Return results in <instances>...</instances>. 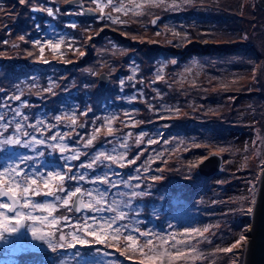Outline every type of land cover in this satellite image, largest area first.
<instances>
[{"label":"rangeland","instance_id":"1","mask_svg":"<svg viewBox=\"0 0 264 264\" xmlns=\"http://www.w3.org/2000/svg\"><path fill=\"white\" fill-rule=\"evenodd\" d=\"M114 2L123 3L125 8L135 9L136 11L147 8L148 6H153L147 3L146 0H114ZM181 2L182 0H164V3L160 5H165L166 3H177L176 7L173 10L178 11L177 8L181 6ZM136 5L143 6L137 8ZM83 6L85 8L95 9L93 8V6H85L84 3ZM49 7H53L54 10L56 8H59L55 7L54 5H50ZM108 7L112 9L110 5ZM80 10L81 7L79 5H73L69 8H65V10L60 9V13L57 14L55 18L52 17L54 18V21H51L48 18L45 19L47 28L43 31H40V34L35 35V38H33V40L31 41L40 39L42 42L45 40H52L53 42H55L61 35L65 36L68 29L67 25L71 22L77 23V19L74 14L68 13H74ZM135 10L128 11L127 13L135 12ZM94 12L95 16L93 17L83 15L88 19V21L83 20L81 22L80 20L79 25L83 28H87L89 25H92L95 27V29H98V35L96 37H92L89 43L100 44L104 38L109 36H116V32L109 28L100 27V22L98 20L100 15H98L97 11ZM35 13L43 14V12ZM106 15H112L114 18L118 17L119 20L123 21L122 17L125 15V13H116L112 10L111 12L107 11ZM156 17H159V19L156 21L157 23L155 25H152V20ZM162 18V16L153 17L151 20L152 27L161 28L166 26L173 33L177 34V37L181 42L186 40L188 32L182 21H177L173 18ZM95 20L99 22L98 25L95 24ZM199 22L201 29L209 30L211 23H209L208 20L203 19L199 20ZM62 25L63 27H61ZM69 41L72 40L67 38L65 44L61 46L60 52H58L57 54L64 55ZM197 44H201V42L197 41ZM98 52L100 55L99 60H97L96 57H88L84 59L83 63L79 64V66H85L83 67V72L86 77H88L87 75H90V72L85 71L86 69L98 68L101 65V61L103 59H106L103 62L104 65L108 61L107 53L104 48L99 49ZM194 53L197 54L199 53V51L195 50ZM171 54L172 56H175V58L172 59H178V61L181 62L182 65H180V67H178L177 65V68L175 70V67H173L172 71L174 70V72H172L170 74V77L167 78V59L162 58L159 61L154 62V65L158 64V67L157 69L153 68L151 70L152 77H150L151 80L149 86H147L150 90H144L143 94L138 95L135 101L129 103L127 98L133 95H137V93L143 89L141 87H138L139 85L136 83V65L128 64V73H122L120 77L115 78V81L113 82L114 96L109 98L111 103L94 108L93 101L89 102V98H86L85 103L87 104L84 106L85 108H81L76 105L77 102L72 100L73 97H70L69 102L67 103L68 105H70L69 108H66V110L62 109V112L59 111L60 114L57 113L55 117H62V115H64L65 117L75 113L77 115L78 124L84 125V127H79L78 129L77 127H75L76 134L80 133L84 135L86 140L93 132L95 125L89 123L90 118H86L81 121V119L78 117L81 111H86L88 108H91L93 110L92 113H94L96 109H100L102 117L116 115L117 119L113 122L112 126L115 130L114 135L117 139L112 140V137L106 136L107 130L106 128H102L100 134L104 137V139L102 141H99L98 139L94 141V143L99 144L91 153H94L100 149L108 151L112 145L106 144V140L112 141V144H115L121 137L127 136V144L129 147L126 161L132 160L138 154L140 155V158L136 160L135 164L126 163V166L124 168H119L118 165L112 166L113 171L120 172L125 178H127L129 175H137V173L134 171V169L137 167L141 168L139 174L142 177L161 176L162 172L158 171V169L164 170L169 160L176 157V162L173 166V172L176 177L173 176L171 179H169L166 182V187L156 189L157 181H151L149 179L132 181L133 183L138 182L142 185V188L136 189V191H145L148 193V195L134 199L132 201V206L130 208H125L124 211L129 213V218L131 220L140 221L139 225L137 226L141 230L151 231L161 234L162 236H168L170 233H176L177 240L189 239V237H185L184 235H182L185 229L199 228L202 230L203 227L211 226L210 230L213 232V234H205V237H207V243H205V245H202L201 241L204 238L198 236L191 238V242L197 248V252L190 253L187 252V249L185 248L184 250L188 254L186 253L187 255H185L183 262H179V264H217L214 258L219 252L215 250L218 248L229 247L236 239H238L239 235L241 234L239 232L240 228L237 227L239 231L234 229L232 227V221H226V218L232 219V212L237 210V208L239 207L238 205L241 202V198L249 192L250 182L248 180V171H246L248 165L246 161V152L253 145V139H255L256 136L253 137V134L250 132V127H244L242 131H238V129L228 130L227 136L225 137L226 131L217 132L215 130L216 126H218L219 123L212 126V123L205 124L201 119L202 116L199 114H195L198 110V106L201 107V110L203 112H208V110H212L211 107H215L217 103H211V100H209L207 97H204L207 98L206 102H204V100H198L197 98L199 96L205 95V89L207 85L212 84V87H214L216 83L220 84V81L217 79L218 76L216 74L208 72L206 74L207 83L203 85V83L199 79L198 74V72L200 71L199 61L195 56L193 57V53L185 50V47L183 45H175L171 47ZM48 61V65L54 63L53 59H50ZM67 64L68 63H63V65ZM4 69L7 68L0 67V76H2L3 74H8V71H5ZM106 73L109 75V82L105 88H102L104 90L107 89L109 87V84L111 83L110 73ZM158 73L160 75H163V80H156V76ZM129 75H134L133 84H135V87L133 88L132 85L126 83L123 86V90H121L119 80L121 78L127 80V77ZM58 78L59 79L56 82H52L51 78V80H48L46 82L43 80L38 85L35 82V78H27L23 81H1L0 83L2 85H0V89H3V91L0 92V98H3V101H7V105L0 107V114L7 113L8 117L10 118L13 109L19 107L20 110L25 114L26 111L24 110V108L27 107L29 108V110L27 111V113L29 114L27 115L29 117L28 123H35L37 119H40L44 121L45 125H56V127L51 131H49L47 128H43L42 134L35 133L38 139L50 137L51 135H55L57 132H67L66 127L69 126V121L62 120L61 122L57 123L55 117L48 115L45 111V114L37 115V113H33L34 109L32 107H29V97L33 96L34 98L38 99V101H40V99H46L44 95L42 96V94L36 93L31 90H29L30 94H25V90H28L30 87L44 90L48 86H51V84H54L55 87L53 88H58L59 86L57 87V85H59L60 77ZM76 81L77 79L74 78L72 80L64 78L63 73L62 93L70 94L71 92L66 93V90L70 89L71 87L75 88L73 87V84ZM153 81H155V83H153ZM175 85L177 87H175ZM91 86L92 84L90 83V79L87 78L85 80L83 88H91ZM140 86L143 87L142 84ZM154 89L158 90L162 94V96L158 97L156 95V92L153 91ZM21 93V101H15L12 99L10 100L9 97ZM180 95L183 97V101H181V98L179 97ZM3 101H0V103H2ZM142 102L145 103L144 107L150 111L151 116L149 117V119L154 120L155 122L150 123L147 126H142L141 128H136L139 119H137L138 111L135 110H140L143 107ZM149 105H151V107H149ZM247 105H249V103L242 107V109H240L242 113L238 115L239 119H243V112L248 111V109L246 108ZM177 109H179L178 112ZM126 111L128 112V115H125ZM183 111L186 112L184 122L187 123V127L173 128L172 124L174 123V116L180 117L183 114ZM199 113L201 114V112ZM249 119L250 116L249 114H247L245 117L246 125L248 124ZM125 123L127 124V126H125ZM62 124L64 126V129L60 128ZM27 130L29 132L33 131L30 128ZM70 133V138L65 137V143H67L69 146H72L74 140L76 139V136H74L72 132ZM129 133H131V135H128ZM157 133H159V135H157ZM7 134H11V129ZM141 135L143 136V139L139 145H136L135 142ZM149 139H155L157 143L149 144ZM164 140H167L168 143L165 144ZM47 143L50 144L54 142L48 140ZM82 144L83 141H80L79 145L77 146H80L82 151H86V149L82 148ZM197 144H203L204 146L212 144L214 148H222L227 152V155L223 156L221 153L217 152V150L213 151L221 154L224 158L220 174L212 177L211 179H208V177H205L199 173L197 168L198 163L208 156L209 149L208 147L202 148L201 146L192 148V146ZM46 147L47 144L37 145V151L43 154L48 152V155H50V157L59 155V158L61 160H64V155L68 154L61 153L59 150L53 151L50 147H47V150ZM37 151H33L31 148H24L22 146H7L3 148L2 150H0V170H3L9 164H12L14 162L19 163L17 159V157L19 156H32L34 157L32 161H29L26 165H22V167H24L26 171L31 172L35 171L36 169H39V171L42 173H47L49 171H62V166H60L58 161L53 163L46 162L45 159H42L43 155H38ZM158 153H163V156L157 158ZM253 156H259L258 150L256 148H254ZM81 161L87 163L88 158L85 157V159ZM81 161H79V163ZM164 161H167V163H165ZM144 167L149 168V171L147 173L143 171ZM89 175H93V173L89 172ZM71 183L68 184L69 187L71 186ZM149 183L152 185L150 188L147 187ZM198 183L200 185L199 189H197L196 186L194 190H192L190 198L186 199L187 202L182 200L180 197V194H182V188L186 184L192 186L197 185ZM259 183L260 178L256 190L257 196L259 192ZM84 187L87 188L92 186L84 183ZM174 188L178 190L177 196L169 193L172 192V190H175ZM120 191L127 192L129 191V189L121 188ZM182 196H184V194H182ZM166 198L170 201L171 204H169ZM33 199L38 202H43L45 199H48L50 201L52 200L51 197L45 198L43 195L33 197ZM162 206L172 208L170 210L171 212L167 211V215H165L162 211ZM59 210H61V212L66 211L65 215H68L70 217L76 215H92V213L88 212L87 210L83 211L81 214H76L68 212L66 209L59 206L57 212L54 213V215L62 216V214L59 213ZM248 215L249 214H246L244 211L241 212V217L243 218L242 223L244 224L243 227L246 226L245 230L247 233V239L243 242L242 248L238 249L243 250V264L252 221L251 218H248ZM222 220H225L226 224L221 227L220 225ZM169 225H172V227L169 228ZM229 225H231L230 228ZM65 230L67 231V229ZM22 232H25L27 238H29L30 240V234H27V229H23ZM133 234L136 235L135 233ZM215 234L216 238L212 241L211 238ZM143 242V238H140L138 240L139 244H142ZM153 242L157 246H159L160 244V241L155 239ZM172 243L173 241L169 240V244L164 245V248H168ZM93 244L94 245L89 250L87 249L88 251L86 250L85 254H81V256L79 254L75 258H71V250L68 252L53 253L47 250L46 246H44L43 244L37 243L38 250L25 253L28 255V258L23 262H21V256L24 254L18 256L5 255L4 249L7 246L0 245V260H14L17 262V264H59V261L61 259L67 260L68 264H112V258H114V256H111V254L113 253H111V251L106 248V246L108 245L95 242ZM119 247L122 249V251L124 250L125 244L123 241L121 242ZM182 247V245H177L178 249ZM75 251L81 252L80 245L77 246V249ZM201 252H203V255L200 256L199 259L193 258L200 255ZM236 253H239V251H237ZM126 255L138 260L141 259L139 252L133 251L131 249L127 251ZM229 257H231L232 259L235 258V256H232L231 254H229ZM156 264H160V262L157 261Z\"/></svg>","mask_w":264,"mask_h":264},{"label":"trees","instance_id":"2","mask_svg":"<svg viewBox=\"0 0 264 264\" xmlns=\"http://www.w3.org/2000/svg\"><path fill=\"white\" fill-rule=\"evenodd\" d=\"M82 1L85 6H93L95 8L91 0ZM176 4L166 3L159 7L153 5L139 11L129 12L122 17L123 21L120 20L121 22L117 24H112L109 21L98 18L100 27L109 28L116 32V36L106 37L100 44L89 43L92 37L98 35V29H95L92 25H89L87 28L81 27L79 25L80 20L82 22L83 20L88 21V19L83 15L74 14L77 19V28H68L65 35L66 38L72 41L74 39L73 48H69L67 45L64 55L53 53L52 50L46 48L44 59H53L54 63L45 65L38 58L39 50L38 48H33L31 40L35 38V35L40 34V31L47 28L46 18L54 21L55 17H48L44 12L43 14L33 13L31 12V7L54 5L61 10H65L64 0H28L26 4H21L19 0H0V8H3V11H0V67L7 68L4 70L8 71V74L0 76V82L3 80L10 82L35 78V82L38 85L43 80L46 82L51 80V78L52 82H56L59 79L58 77H60L59 85H57L59 87L53 88L52 93L46 92L45 89L40 90L35 87H30L28 90H25V94H30L29 90H31L42 94V96L44 95L46 98L45 100L40 99L38 101L33 96L29 97L28 105L34 109V114H45V111L48 115L55 117L59 111L62 112V109L66 110V108H69L70 105L67 103L70 97H73L72 100L77 102L76 105L81 108H85L84 106L87 104L85 103L86 98H89V102L93 101L94 108L111 103L109 98L114 96L113 82L122 73H128V64L136 65V83L139 85L138 87H141L143 91L150 90L147 86H149L150 77H152L151 70L153 68L157 69L158 67V64L154 65V62L162 58L167 59V78H169L170 74L177 68V65L178 67L182 65L178 59H175V64L172 63V58H175V56L171 54V47L183 45L185 50L193 53V57L195 56L199 61L200 71L198 74L203 85L207 83L206 74L208 72L216 74L218 76L217 79L220 81V84L216 83L214 87H212V84L207 85L205 95L197 98L201 101L204 100V102L208 98L211 100V103L216 102V106L211 107L212 110H208V112H203L201 107L198 106L195 114L201 115V119L205 124L212 123V126L219 123L215 130L217 132L226 131L225 137L227 136L228 130L238 129V131H242L244 127H250V132L253 134V137L256 136L253 139V145L246 152V161L248 163L246 171H248V180L250 182L249 192L241 198L237 210L232 212V219L226 218V221H232V227L234 229L239 231L237 229L239 227V232L247 235L245 230L246 226L243 227L242 211L240 209H246L250 206L249 203L244 202V198L251 199L253 185H255V189L257 190L264 164V10L259 7L257 0H188L187 3L182 0L181 6L177 8L178 11H174L173 9L176 7ZM107 11L111 12L112 9L109 7L105 8V15ZM97 13L100 15L99 11ZM155 16H162V19L173 18L177 21H182L188 32L186 40L181 42L177 34L173 33L166 26L161 27L162 29L152 27L151 20ZM203 19L211 23L209 30L201 29L199 20ZM99 22L95 20V24L98 25ZM37 25H39V30H37ZM20 35H24L28 43L20 41ZM4 40H8V43L4 44ZM197 41H200L201 44H197ZM13 44L17 46L13 47ZM75 48L83 51L85 55L81 57L79 51L74 50ZM101 48L106 50L108 57L107 63L104 65L103 62L106 59H103L98 68L92 69V72L96 73V75L90 73L86 77L83 72V67L85 66H79V64L83 63L84 59L88 57H96L99 60L100 55L98 51ZM195 50H198L199 53L195 54ZM29 52H32L33 55L29 56ZM63 63L68 64L63 65ZM173 67L175 68L172 71ZM113 68L116 69L115 72H112ZM102 71L110 73L111 79L109 87L105 90L98 84V74ZM62 72L64 73V78L70 80L73 78L77 79L73 84L75 88L71 87L66 90V93L71 92L70 94L62 93ZM87 78L90 79V83L92 84L91 88H83ZM141 80L143 81V87L139 83ZM0 85L2 84L0 83ZM175 87L177 86L175 85ZM179 97L183 101V97L181 95ZM143 103V107L137 114L139 121L137 122L136 128H141L142 126H147L155 122L149 119L151 116L150 111L144 107L145 103ZM248 103L250 105L246 106L248 111L243 112V119H239L238 115L242 113L240 109ZM24 110L26 111H24L25 114L29 115L27 113L29 108L25 107ZM247 114H249L250 119L246 125L245 117ZM93 116L102 117L101 110L96 109L94 113H89L88 116H81L79 114L78 117L81 121L86 118H90L91 121ZM185 117V111H183L180 117L174 116L172 127L186 128L187 123L184 122ZM90 121L89 123H91ZM60 128L64 129L63 124ZM66 130L76 136L75 127L67 126ZM97 139L102 141L104 137L98 134ZM98 144L94 143V146L86 149V151L93 152ZM200 146L202 148L208 147V155L215 150L223 156L227 155L226 151H221L222 148H214L212 144L205 146L201 144ZM194 147L196 145L192 146V148ZM254 148L258 150V157L253 156ZM46 149L48 150L47 147ZM47 155L46 152L45 157ZM83 159H85V156H81V160ZM175 162L176 157L169 160L166 168L162 171V179L157 181L156 189L166 187V182L173 176L176 177L173 172ZM78 163L79 161L74 162V164ZM208 179H211V177H208ZM196 186L199 189V183L192 186L186 184L182 188V194L184 196L180 194L181 199L187 202L186 199L190 198V194ZM169 193L177 196L178 190L175 189ZM168 202L171 204L169 200ZM161 208L165 215H167V211L172 209L166 206H162ZM65 212L59 210V213L62 215H65ZM226 221L222 220L220 226H224ZM230 227L231 225H229ZM205 234H213V232L209 230ZM215 238L216 234L212 236L211 240L213 241ZM205 243H207V239L201 241L202 245H205ZM93 245L91 243L86 246H80V256L81 254H85L86 250H89ZM106 248L113 253L111 254V256H114L112 262H115V264H150V261L140 253L141 259L138 260L133 257H131L133 259H130L128 255H121L120 251H117L116 246H106ZM145 251L147 252V249ZM237 251L239 253L235 255L234 259L229 257V254L222 252L217 253L214 259L217 264H232L233 260L236 264H243V250L234 249V252ZM27 258V254L22 255L21 262ZM183 260L184 257L172 261V264H179Z\"/></svg>","mask_w":264,"mask_h":264},{"label":"snow or ice","instance_id":"3","mask_svg":"<svg viewBox=\"0 0 264 264\" xmlns=\"http://www.w3.org/2000/svg\"><path fill=\"white\" fill-rule=\"evenodd\" d=\"M19 2L26 4L28 0H19ZM146 2L159 7L160 4L164 3V0H146ZM184 2L187 3L188 0H184ZM64 3L80 5V0H64ZM91 3L96 6L95 9L84 8L81 5L80 11L68 14L87 15L90 12L99 11V18L101 20L117 24L121 22L118 17L114 18L112 15H105L104 9L106 7L110 5L114 12H124L125 14L128 11L135 10L125 8L123 3H116L114 0H91ZM142 6L136 5L137 8ZM0 11H3V8H0ZM31 11L44 12L48 17H55L60 13L59 8L54 10L53 7L46 5L32 7ZM156 23V21H153V24ZM36 27L39 30V25ZM67 27L76 29L77 24L71 22ZM66 39L65 36L61 35L55 42L52 40L42 42L40 39H36L31 41V43L33 48H38L39 50L38 58L47 64L49 61L44 59L45 49L48 48L53 53H58L60 52L61 46L65 44ZM19 40L28 43L24 35H20ZM3 43L7 44L8 40H4ZM73 44L74 39L73 41H69L68 47L73 48ZM16 46V44H13V47ZM74 50L79 51L78 48ZM28 55L32 56L33 53L29 52ZM79 55L83 57L85 53L79 51ZM172 63L175 64L176 61L173 60ZM85 71L96 75L90 68ZM115 71L116 69L113 68L112 72ZM163 79V75L158 73L156 80ZM133 80L134 75H129L127 80L121 78L119 80L121 90H123V86L126 83L132 85L134 88L135 84H133ZM139 83L142 84L143 81L141 80ZM53 87H55L54 84L51 87L45 88V91L52 93ZM2 91L3 89H0V92ZM153 91L156 92L158 97L162 96L158 90L154 89ZM142 94L143 90H140L137 95L130 96L127 100L131 103L137 99L138 95ZM21 96L22 93L13 95L10 99L21 101ZM0 101H3V98H0ZM6 105L7 101L0 103V107ZM92 111L91 108H88L87 111H81L80 115L88 116ZM178 111L179 109H177ZM125 115H128L127 111ZM18 117L20 119H17ZM116 119V115L105 117L93 116L90 122L95 127L91 135L85 140L84 135L77 133L73 145L69 146L65 143V137H70V132H57L50 137L38 139L35 133L42 134L43 128L51 131L56 125H45L44 121L40 119L30 124L28 123L29 117L19 107L12 110L10 118L7 113L0 114V150L7 146H22L37 151V145L47 144V147H50L53 151L59 150L61 153H68L63 157L65 161L64 169L66 171H49L47 173H42L39 169L31 172L26 171L22 165H26L29 161H32L34 159L32 156H19L17 157L19 163L14 162L3 170H0V198H4L0 199V245L7 246L4 249L5 255L18 256L37 251V243H40L53 253L68 252L71 250V258H75L79 255V252L75 251L78 245L86 246L94 242L107 244L109 247L116 246L117 251H120L121 255H126L129 249L138 251L150 261V264H156L157 261L160 264H171L172 261L185 257V248L187 252H197V248L192 244L191 238L198 236L207 239L205 233L209 232L211 226L203 227L202 230L199 228L185 229L182 235L189 237V239L177 240L176 233L162 236L158 233L141 230L137 226L140 221L131 220L129 213L124 211L125 208L132 206L134 199L148 195L145 191H136V189L142 188V185L138 182L133 183L132 181H140L141 179L159 181L162 179L161 176L142 177L139 174L141 171L140 167L134 169L137 175H129L127 178L120 172L113 171L112 166L114 165H118L119 168H124L126 163L135 164L136 160L140 158L138 154L132 160L126 161L129 147L127 144V136L121 137L115 144H112V141L106 140V144L112 145L108 151L100 149L91 153L82 151L81 147L77 146L80 141H83V149L94 146V141L97 140L102 128H106V136L112 137V140H116L117 138L114 135L115 130L112 126ZM55 120L57 123L62 120H67L70 122V127H84L83 124H78L75 113L65 117L56 116ZM125 126H127L126 123ZM29 128L33 131L29 132L27 130ZM10 129L11 134H7ZM128 135H131V133ZM142 139V135L137 138L136 145H139ZM48 140L54 143L48 144ZM148 143L156 144L157 141L155 139H149ZM164 143L167 144L168 141L164 140ZM199 146V144L196 145V147ZM37 154L43 155V153L38 151ZM81 156L87 157L88 162L84 163L81 161L79 164L72 163L73 161H80ZM162 156L163 153L157 154V158ZM164 162L167 163V161ZM143 171L147 173L149 168L144 167ZM158 171L162 172L163 169H158ZM89 172L93 173V175H89ZM69 183H71L70 187L68 186ZM84 183L92 187L86 188L84 187ZM151 186L150 183L147 185L149 188ZM121 188H127L129 191H120ZM41 195L45 198L51 197L52 200L45 199L43 202H38L33 199V197ZM244 202L249 203L250 206L246 209L241 208L240 210L249 215L253 214L255 205L258 203L255 185L251 189V199L244 198ZM58 206L66 209L68 212L76 214H81L84 210H87L92 215H76L71 217L68 215H54L57 212ZM171 227L172 225H169V228ZM25 228L27 229V234H30V240L27 238L26 233L22 232V229ZM140 238H143L144 242L142 244L138 243ZM154 239L160 241L159 246L154 244ZM246 239L247 236L245 234H240L238 239L229 247L218 248L215 251L235 256L237 253L234 252V249L242 248L243 242ZM169 240H172L173 243L168 248H164V245L169 244ZM122 241L125 244L123 251L119 247ZM177 245H182L183 247L178 249ZM145 249H147V252ZM202 255L203 252L193 258L199 259ZM0 264H17V262L14 260H0ZM59 264H68V261L61 259ZM112 264H115V262H112ZM232 264H236V262L233 260Z\"/></svg>","mask_w":264,"mask_h":264},{"label":"water","instance_id":"4","mask_svg":"<svg viewBox=\"0 0 264 264\" xmlns=\"http://www.w3.org/2000/svg\"><path fill=\"white\" fill-rule=\"evenodd\" d=\"M257 4L264 10V0H257ZM65 5L67 8L73 6L72 4ZM81 5L83 6L82 0H80L79 6L81 7ZM85 16L93 17L95 16V12H90ZM158 19L159 17L154 18L152 20V25H155L153 21H157ZM108 82L109 75L106 72H101L98 77L99 86L105 88ZM222 163L223 157L213 152L198 164V171L205 177H215L220 173ZM257 200L258 203L255 205L246 245L244 264H264V165L260 176Z\"/></svg>","mask_w":264,"mask_h":264}]
</instances>
